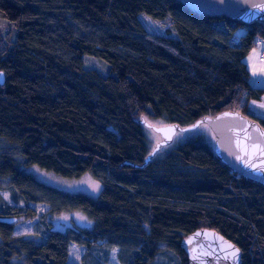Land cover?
<instances>
[{
  "label": "trees",
  "instance_id": "16d2710c",
  "mask_svg": "<svg viewBox=\"0 0 264 264\" xmlns=\"http://www.w3.org/2000/svg\"><path fill=\"white\" fill-rule=\"evenodd\" d=\"M0 19L12 26L0 30V142L25 166L88 173L102 186L92 198L45 185L0 146V192L15 202L0 200V218H17L0 223V264H87L101 241L112 248L106 264H187L184 240L200 229L233 243L240 264H264V186L231 172L201 136L140 167L152 150L140 120L185 127L230 111L264 129L250 105L264 88L249 83L242 61L264 42V24L193 14L173 0H0ZM74 211L88 228L43 222ZM36 217L47 227L40 241L13 234Z\"/></svg>",
  "mask_w": 264,
  "mask_h": 264
},
{
  "label": "water",
  "instance_id": "95a60500",
  "mask_svg": "<svg viewBox=\"0 0 264 264\" xmlns=\"http://www.w3.org/2000/svg\"><path fill=\"white\" fill-rule=\"evenodd\" d=\"M193 14L207 17H224L243 24L260 22L264 24V9L255 7L264 0H173ZM0 72V84H3ZM160 138L143 167L164 146L172 142L177 132L196 129L205 124L214 137L213 151L216 157L234 174L245 180L264 186V129L254 120L237 112H221L212 117H203L192 125L180 127L177 124L149 127ZM169 137H171L169 139ZM16 217H1L0 223L14 224ZM231 245L232 247H228ZM187 264H240V250L229 240L212 229H200L184 240ZM238 250V251H237ZM235 252V256L232 253Z\"/></svg>",
  "mask_w": 264,
  "mask_h": 264
},
{
  "label": "rangeland",
  "instance_id": "374dc122",
  "mask_svg": "<svg viewBox=\"0 0 264 264\" xmlns=\"http://www.w3.org/2000/svg\"><path fill=\"white\" fill-rule=\"evenodd\" d=\"M141 21L146 25L147 18L142 17ZM11 27L12 26L8 21L0 19V30L1 31H8L9 29H11ZM149 27L152 30H156L157 28L156 24L154 23H151ZM241 33H243V29L238 28L236 30V34L239 35ZM259 44L261 45V47H264V42L260 41L256 44V47H254L251 51H249L250 53L255 54V67L257 65L256 60H258V50H260V49H257V46ZM258 48L260 47L258 46ZM85 60H88V64L85 61L86 67H93L97 69L102 75H106L109 73L108 67L105 63L95 60V59L92 60V59L86 58ZM89 60H91L95 65L91 63ZM258 70H259V73L256 78L257 82L254 83V87L264 88V65L260 66ZM253 81H254L253 78L250 77V82H253ZM250 105L254 109V113L257 116L264 117V107H261V105H264V95L261 97L259 101L257 100L252 101ZM151 124L154 126L163 125L159 121H153L151 122ZM143 133L148 142V146L150 149H152L153 146L160 140L159 136L153 130L149 128L144 127ZM194 136H201L205 143H207L208 145L212 147L214 146V137H213L211 130L208 128L207 125L201 124L194 130L177 132L173 136L172 142L169 145L162 147L160 150L175 148L179 143L185 141L186 139L190 137H194ZM3 143L4 141L0 142V146L3 149H8L10 152H12L11 156L16 160L19 167L24 172L29 173L37 181L45 185L65 191V192L82 193L92 198H96L99 195V192L101 191L102 186L98 181L94 180L88 173L82 175L81 177L77 179H67V178L56 176L53 173L43 171L33 165L25 166L23 164V158L19 155L18 150L16 148H13L12 146L5 145ZM96 185H98V187H95ZM0 200L4 201L9 206L15 205V202L12 200L11 195L8 192H5V191L0 192ZM43 222L50 223L49 224L50 229H61L60 231H65V229L71 228V227L88 228V226H90V222L92 221L88 219L82 212L74 211V212L62 213L60 215L46 216L44 217ZM43 222L41 218L39 219L36 217L29 221L16 223L13 226V230H12L13 234L15 236H25V235L31 236L32 235L34 239H36L37 241H40L44 237L45 233L47 232V227ZM102 243H103L102 241L98 242L94 244L92 248H90L91 255L89 258L87 257L86 259V261L88 260L87 264H106L104 260L110 256V254L112 253L111 252L112 248ZM170 261L171 259H169L167 256H160L152 264H169Z\"/></svg>",
  "mask_w": 264,
  "mask_h": 264
},
{
  "label": "crops",
  "instance_id": "0c3cea01",
  "mask_svg": "<svg viewBox=\"0 0 264 264\" xmlns=\"http://www.w3.org/2000/svg\"><path fill=\"white\" fill-rule=\"evenodd\" d=\"M258 46L260 47V48H258ZM257 46V49H261V50H264V47H261V45L259 44ZM257 49H256V51H257ZM251 51V50H250ZM257 53V52H256ZM243 63L245 64V66H246V68H247V70H248V72H249V78H248V81H249V83L254 87V83H256L257 81H256V78H257V76H258V73H259V68H260V64H259V62H258V60H256L257 62H256V67H255V54L254 53H248V55L246 56V57H244L243 58ZM250 77H252L253 78V82H250ZM254 110V109H253Z\"/></svg>",
  "mask_w": 264,
  "mask_h": 264
},
{
  "label": "built area",
  "instance_id": "2783aa9c",
  "mask_svg": "<svg viewBox=\"0 0 264 264\" xmlns=\"http://www.w3.org/2000/svg\"><path fill=\"white\" fill-rule=\"evenodd\" d=\"M240 39L238 37H234L229 42V47L231 49H237L239 47ZM258 61L260 65H264V50H258Z\"/></svg>",
  "mask_w": 264,
  "mask_h": 264
},
{
  "label": "snow or ice",
  "instance_id": "6c2138e0",
  "mask_svg": "<svg viewBox=\"0 0 264 264\" xmlns=\"http://www.w3.org/2000/svg\"><path fill=\"white\" fill-rule=\"evenodd\" d=\"M255 7L264 9V4H262V5H256ZM261 107H264V105H261ZM149 127H152V125L149 124ZM170 138H171V137H169V139H170ZM95 187H98V185H96ZM228 247L231 248L232 246L229 245ZM237 251H238V250H237ZM232 255L235 256V252H233Z\"/></svg>",
  "mask_w": 264,
  "mask_h": 264
}]
</instances>
